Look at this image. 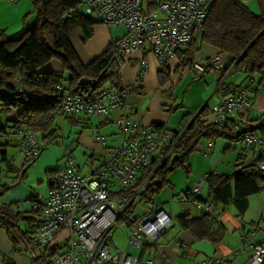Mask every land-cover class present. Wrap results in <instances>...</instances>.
<instances>
[{"label":"built area","instance_id":"1","mask_svg":"<svg viewBox=\"0 0 264 264\" xmlns=\"http://www.w3.org/2000/svg\"><path fill=\"white\" fill-rule=\"evenodd\" d=\"M143 0H81L76 12L94 16L112 29L122 28L117 46L123 60L136 54L134 81L141 83L148 67V55L153 54L160 66L176 58L177 50L199 40L205 19L214 0H160L154 12H145ZM246 1V0H242ZM70 15V14H69ZM234 64L220 55L207 61L193 54L189 69L196 76L216 73L214 89L221 94L211 107L213 121L224 123L237 118L250 101L243 91L224 93ZM61 102L60 116L86 114L104 116L119 128L120 142L105 150L87 173L80 172L71 153H65L63 165L51 176L47 196L41 206L42 221L31 233L33 247L28 251L36 264H134L137 259L126 253L127 247L141 248L146 242L158 241L173 224L172 212L159 202H150L144 190L161 164L173 154L181 133L153 124L138 122L129 110L132 86L120 90L101 88L97 92L79 96L57 86ZM174 91V88H172ZM20 134L17 152L23 158H33L55 140L43 141L25 124L17 126ZM104 144L105 138L98 134ZM238 142L251 150V161L264 170V158L258 160V150L264 149V136L254 132L242 133ZM212 142L203 146L208 153ZM208 175L201 176L179 200L218 217L213 201H199L201 188ZM139 198L138 202L136 199ZM149 202L136 214L128 227L125 247L112 243V229L130 206ZM241 248L247 252L246 264H264V241L251 242L240 237ZM235 255L238 254L236 251ZM220 258L209 256L199 264H219ZM142 264H156L147 259Z\"/></svg>","mask_w":264,"mask_h":264},{"label":"trees","instance_id":"2","mask_svg":"<svg viewBox=\"0 0 264 264\" xmlns=\"http://www.w3.org/2000/svg\"><path fill=\"white\" fill-rule=\"evenodd\" d=\"M31 2L35 13L34 24L15 35L7 36L0 33V137L18 132L17 126L25 124L43 141L55 140L57 143L60 135L55 118L60 116L57 108L62 97L57 86H61L67 93L79 96L91 95L101 88L120 90L123 86L119 69L123 59L117 41H112L102 54L83 65L68 36L73 28L79 27L83 33L82 39L86 40L92 35L91 26L94 21L76 12L78 2L73 0ZM201 44L211 46L215 50L213 55H220L226 63L234 64L230 76L235 73L244 75L242 82L245 86L242 82L233 85L228 81L223 89L224 93L244 92L248 84H255L256 91L259 85L264 83V15L253 14L241 0H214L199 40L177 50L176 58L179 64L176 71L189 66L193 54L198 53ZM52 60L60 63L61 71L47 67ZM81 78L87 79V82L80 84ZM206 107L205 105L184 130H170L174 136L182 133L174 145L173 154L161 164L144 190L150 201L152 195L167 184L171 171L179 167L188 171V157L197 149L202 139L209 142L217 138L238 141L240 135L245 132L264 136V114L248 121L240 116L229 117L224 123L219 124L201 120L200 117ZM11 109H18L17 118L13 121L7 119ZM74 116L77 115L61 117L72 120ZM153 125L157 128H166L162 124ZM7 146V143L0 141V161L6 162L7 167L12 170L14 166L8 157ZM38 156L24 159L26 162H32ZM262 158L264 149L257 152V159ZM206 183L209 191L208 200L213 201L215 207L233 205L236 216L242 217L248 208L249 196L264 191V170L257 162L250 160L247 164H237L230 173L208 174ZM9 187L8 184L0 183V195ZM198 199L206 202L202 198ZM135 219V207L132 205L120 217L118 223L123 222L129 227ZM179 220L182 226L189 227L193 232V228L190 227L192 219L188 214H182ZM214 220L215 217L204 211L199 218V221L208 223ZM20 221L33 226L22 231ZM41 221L39 205L30 212H15L10 206H0V227L5 229L14 248L17 246L15 238L17 233L33 245L31 233ZM220 230L223 234L222 227L218 226L211 231L208 225L204 230L205 237L215 242L222 236ZM33 262L36 264L35 260ZM5 264L14 263L6 260Z\"/></svg>","mask_w":264,"mask_h":264},{"label":"crops","instance_id":"3","mask_svg":"<svg viewBox=\"0 0 264 264\" xmlns=\"http://www.w3.org/2000/svg\"><path fill=\"white\" fill-rule=\"evenodd\" d=\"M79 2L81 0H73ZM160 0H143L141 7L145 12H154L157 9ZM246 7L256 15H264V0H241ZM94 23L91 26L92 35L86 40L82 39L81 28L74 33L75 41L78 42L80 51L75 50L69 33V41L79 58V61L86 65L93 58L102 54L112 41H118L123 34L122 28L112 29L97 21L94 16H88ZM35 22V13L31 0H0V33L7 36L18 34L22 29L31 27ZM203 48L204 53L198 57L206 59L215 53L214 48L207 45ZM184 48V47H182ZM201 48V46H200ZM136 54L123 60L120 71V80L122 86L130 85L132 90L129 96V110L133 113L135 119L143 124H162L169 130H184L199 114L206 105V110L200 117L206 122L213 121L211 107L220 99L221 94L214 89L216 73L196 76V74L185 67L181 71H176L179 60L173 59L163 67L160 66L153 54L148 55V67L141 83L134 81L136 69ZM49 69L61 71V65L58 61L49 62ZM191 75L193 79L206 77V87L201 91V97L207 99L195 116L190 113L182 114L180 117L173 111L182 107V103L177 105L176 85L184 78ZM236 76V75H233ZM233 76L229 81L233 85L243 81L244 75L239 74L233 82ZM245 86V83L242 82ZM174 88V91H172ZM255 84H248L244 90L249 98L250 105L244 108L240 118L245 121L257 118L264 114V83L259 85L255 91ZM170 92H173L170 93ZM185 98V95L183 96ZM214 98L211 104L209 100ZM177 105V106H176ZM18 109H11L7 114V119L13 121L17 118ZM72 120L63 119L62 125H58L63 133V138L67 139L64 146L68 147L76 163L80 166L85 164L87 159H96L105 150L116 146L120 142V131L112 124V120H107L104 116H90L79 114L72 117ZM88 129L89 132L87 131ZM100 134L105 138L103 144L97 137ZM19 139L17 140L18 143ZM209 140L202 139L197 146L199 152L204 157L190 154L188 157V171L179 167L171 171L168 175L167 184L158 192L164 189V196L159 202L169 209L173 215V224L163 232L160 239L154 243L146 242L141 248L129 246V255L137 259L134 264H142L144 260L152 259L156 264H199L204 258L214 256L220 258L219 264H246L247 252L241 248L240 237L247 236L251 242L264 241V191L249 196L248 208L242 217H237L233 205L216 206L218 217L211 222L199 221L202 210L195 205L185 204L179 200V197L187 190L191 189L194 183L203 175L210 173L226 174L234 170L237 164H247L250 161L251 150L243 144L236 141H229L223 138H217L212 141V146L208 153L203 152V146ZM18 153V152H17ZM17 153L9 152L8 157L14 166V171L20 170L27 160L23 157H17ZM62 150L58 147H52L43 151L38 162L44 163L46 169L45 188L42 191L35 192L30 188H22L19 177H7L3 183L10 185L9 190L15 191L8 201L0 202V206H10L15 212H30L37 205L42 206L48 192L52 173L60 168L58 165L61 160ZM21 189V194L19 191ZM18 191V192H17ZM207 183L201 188L199 198L208 201ZM30 199L29 202H26ZM188 214L192 219L190 227L182 226L179 217L182 214ZM28 224V223H26ZM33 226L32 224H28ZM209 225L212 231L216 227L223 228L221 238L215 242L205 237L204 230ZM21 229V228H20ZM22 230V229H21ZM25 230V229H24ZM32 230V229H31ZM23 231V230H22ZM198 234V235H197ZM17 246L14 248L11 239L5 229L0 227V264H5L6 260L14 264H35L33 260L28 262L26 253L32 248V244L22 239L19 233L15 235ZM117 247V246H116ZM127 249V248H126ZM238 254H234L235 252ZM127 253V251H126Z\"/></svg>","mask_w":264,"mask_h":264},{"label":"rangeland","instance_id":"4","mask_svg":"<svg viewBox=\"0 0 264 264\" xmlns=\"http://www.w3.org/2000/svg\"><path fill=\"white\" fill-rule=\"evenodd\" d=\"M79 29L78 28H74L73 31L70 33V38L71 41L75 47V50L80 51L78 42L75 41V36L74 33L75 31L77 32ZM205 46H207L206 44H201V48H200V53L199 55H202L204 53L203 48H206ZM240 73H235L232 74L230 77H232L233 75V82L235 80L236 77H239ZM230 79V78H229ZM206 77L204 78H199V79H193L191 77V75L182 78L178 84L176 85V92L174 93V96L177 97V105H179L180 103H182V99L184 100V104L182 107H179L176 111H173L174 113H176V115H178V117H180L182 114L185 113H190L191 116H195L196 113L199 111V109L202 107V105L206 102L207 99H202V95H201V91L204 90V88L206 87ZM215 85V84H214ZM173 94V92H170ZM185 95V98H183V96ZM214 100V98L209 100V104L212 103V101ZM176 105V106H177ZM63 117L61 116H57L55 118V123L57 125H62L63 122ZM113 126H115V128L119 131V128L117 127V125L112 122ZM60 127V126H59ZM90 129H88L87 131L89 132ZM58 135H60L59 138H57V143L55 144H51L49 146H47L46 148H44L41 153L47 149H50L52 147H58L62 150V156H61V160H59V167H61L65 161V153H71V155L74 157V155L72 154L71 150L68 147H65V141L68 140L63 138V133L62 131L59 129L58 131ZM20 134L18 132L16 133H10V135H8L7 137H0V141L7 143V149L9 152H14L17 153V148H18V143L17 140H20ZM121 137V134H120ZM232 144H237L236 141H234V143ZM40 153V154H41ZM39 154V156H40ZM192 154H195L196 156H200V157H204L205 155H203L201 152H199V150H194L192 152ZM38 156V158H39ZM17 157H19V154L17 153ZM36 158L34 161L32 162H24V165L19 167L20 170H16L14 171L13 169H9L7 167V163L4 161H0V183H3L4 180H6L5 174H7V177H12L13 179H17L15 178V175H17L19 177V182L22 184V188L21 189H25V188H30L31 190H34L36 193L39 191H42L43 188H45L46 183L44 181L45 179V174H46V169L44 168V163H40L37 161ZM97 159H87L85 164H81L80 165V172L82 174H85L88 172V170L97 164ZM21 189L19 191V194H21ZM166 189H164L161 193H154L152 195L151 201H160L161 198L164 196V192ZM18 192V191H17ZM15 191L12 190H7L4 194L0 195V202H4V201H8L11 197L12 194H14ZM139 198L136 199V202H138ZM30 199H27L26 202H29ZM140 205L135 207V213L138 214L139 212L143 211L147 205L149 204V202L143 201V202H139ZM19 226L22 230H26L29 229L30 226L28 224H26L25 221H20ZM128 231V227L126 226L125 223H117L114 228L112 229V243L114 246H117L119 248H124L125 247V235ZM127 253H129V247H127L126 249ZM26 258L28 259V262L30 263V260H32L30 258V255L28 253H26ZM247 261V260H246Z\"/></svg>","mask_w":264,"mask_h":264},{"label":"water","instance_id":"5","mask_svg":"<svg viewBox=\"0 0 264 264\" xmlns=\"http://www.w3.org/2000/svg\"><path fill=\"white\" fill-rule=\"evenodd\" d=\"M87 82V79H85V78H81L80 80H79V83L80 84H84V83H86Z\"/></svg>","mask_w":264,"mask_h":264}]
</instances>
